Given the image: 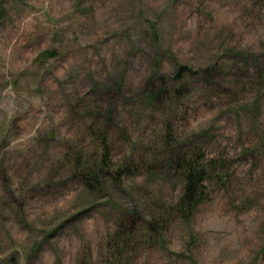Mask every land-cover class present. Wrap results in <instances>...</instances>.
I'll use <instances>...</instances> for the list:
<instances>
[{
  "label": "rangeland",
  "instance_id": "1",
  "mask_svg": "<svg viewBox=\"0 0 264 264\" xmlns=\"http://www.w3.org/2000/svg\"><path fill=\"white\" fill-rule=\"evenodd\" d=\"M166 132L227 178L145 243ZM100 155L131 172L87 191ZM0 264H264V0H0Z\"/></svg>",
  "mask_w": 264,
  "mask_h": 264
},
{
  "label": "trees",
  "instance_id": "2",
  "mask_svg": "<svg viewBox=\"0 0 264 264\" xmlns=\"http://www.w3.org/2000/svg\"><path fill=\"white\" fill-rule=\"evenodd\" d=\"M46 54L47 56H52L54 55V51L43 53L42 55L45 56ZM180 71L178 70L177 73H180ZM146 89L147 91L144 93L145 103L149 104L155 98L152 82H148ZM170 137L168 132H166L164 140L167 141V144L164 145L162 153L164 152V155L168 157L169 169L172 168L178 177L179 193L172 202L168 203L165 207L151 212L150 216L143 221L144 230L141 237L144 238L145 243L149 242L151 236L157 238L158 235H161L164 225L163 221L174 214L182 222L190 223L208 198V185L210 183H214L215 185L226 183L227 167L218 158L203 156L201 153L185 152L187 150L183 151V149L177 147L179 144H171L168 141ZM92 140L97 142L98 147H104L103 141L96 136L93 135ZM101 156V162L87 163V165H84L85 169L80 170V180L87 191L95 190L96 182H99L103 176L116 180L120 175H126L131 172L130 166L125 163L117 165L110 171L103 172L102 170L106 161L105 155ZM72 167L73 169H77L78 165H74L73 163ZM123 227L125 226H122L118 222L114 232L105 242L106 249L110 250L113 255H117L116 259L121 254L122 245L128 232V230L125 231L126 228L123 230Z\"/></svg>",
  "mask_w": 264,
  "mask_h": 264
}]
</instances>
